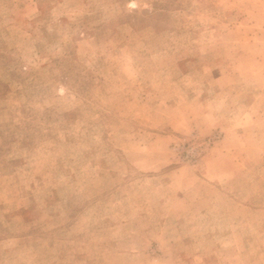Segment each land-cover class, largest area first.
Segmentation results:
<instances>
[{"label":"rangeland","instance_id":"rangeland-1","mask_svg":"<svg viewBox=\"0 0 264 264\" xmlns=\"http://www.w3.org/2000/svg\"><path fill=\"white\" fill-rule=\"evenodd\" d=\"M0 264H264V0H0Z\"/></svg>","mask_w":264,"mask_h":264}]
</instances>
